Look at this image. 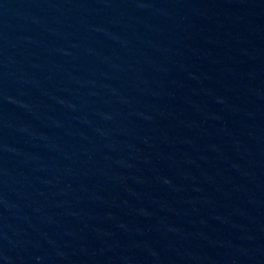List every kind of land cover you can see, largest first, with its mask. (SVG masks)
Masks as SVG:
<instances>
[{"label":"water","instance_id":"obj_1","mask_svg":"<svg viewBox=\"0 0 264 264\" xmlns=\"http://www.w3.org/2000/svg\"><path fill=\"white\" fill-rule=\"evenodd\" d=\"M0 264H264V0H0Z\"/></svg>","mask_w":264,"mask_h":264}]
</instances>
